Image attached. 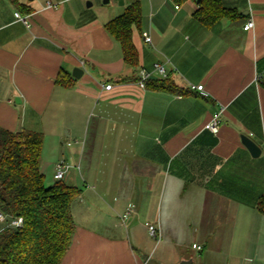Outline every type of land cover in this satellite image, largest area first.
Here are the masks:
<instances>
[{"label": "crops", "instance_id": "crops-1", "mask_svg": "<svg viewBox=\"0 0 264 264\" xmlns=\"http://www.w3.org/2000/svg\"><path fill=\"white\" fill-rule=\"evenodd\" d=\"M134 2L137 67L105 27ZM222 2L241 16L207 26L197 0H0V127L43 133L82 185L63 264H264V0ZM156 63L186 93L139 87Z\"/></svg>", "mask_w": 264, "mask_h": 264}, {"label": "trees", "instance_id": "trees-1", "mask_svg": "<svg viewBox=\"0 0 264 264\" xmlns=\"http://www.w3.org/2000/svg\"><path fill=\"white\" fill-rule=\"evenodd\" d=\"M195 16L207 26L223 17L241 16L222 0H200ZM142 21L141 6L134 2L106 25L120 43L124 61L138 66L139 55L132 39V28ZM64 76L56 82L68 85ZM159 91L186 93L168 77L149 79ZM190 90V89H189ZM44 135L39 131H10L0 127V212L22 217L20 227L0 232V264H63L75 234L72 204L82 188L64 180L47 183L41 171ZM264 212V196L260 200Z\"/></svg>", "mask_w": 264, "mask_h": 264}, {"label": "built area", "instance_id": "built-area-1", "mask_svg": "<svg viewBox=\"0 0 264 264\" xmlns=\"http://www.w3.org/2000/svg\"><path fill=\"white\" fill-rule=\"evenodd\" d=\"M248 2V4H251L252 0H246ZM47 5L49 7L54 6L52 3L48 2ZM178 7V6H176ZM15 17L17 20L24 22L25 24H27L29 26L28 20H27V16H23L20 13L16 12L15 13ZM254 26V20L253 18H249V20H247L246 24L244 25V29L248 30L250 28H252ZM143 37L144 40L147 43H151L152 42V37L148 32H143ZM158 75L162 78L167 77V70L164 64H160V63H156L153 67V71H149L146 70L144 68L140 69L138 72V85L141 88H146V84L147 81L151 78L152 75ZM112 87L111 84H107L105 86L106 89H110ZM189 89L191 91L197 92L199 93L201 96H205L207 97L209 95V93L205 90V87L203 84H190L189 85ZM225 110V107H221L219 112L216 113L212 119L206 123L205 128L211 130L212 132H217L219 130V126H220V115L221 113H223V111ZM68 170V166L66 165L65 161L60 160L55 164V171L53 174V177L55 180H63L65 178V174ZM23 224V218L22 217H9L7 215H5L4 213L0 212V232H2L5 228L7 227H20ZM149 232L152 236H159L158 234V230L157 227L153 224H147ZM193 248L197 249V250H201L202 246L199 244H193ZM149 260L144 261L142 264H148Z\"/></svg>", "mask_w": 264, "mask_h": 264}, {"label": "rangeland", "instance_id": "rangeland-1", "mask_svg": "<svg viewBox=\"0 0 264 264\" xmlns=\"http://www.w3.org/2000/svg\"><path fill=\"white\" fill-rule=\"evenodd\" d=\"M57 161V153L52 150V147L45 146L43 147L41 163L42 170L46 174V182L52 183L55 181L53 174L55 171V162ZM65 180V178L63 179ZM79 186H82L81 184Z\"/></svg>", "mask_w": 264, "mask_h": 264}, {"label": "water", "instance_id": "water-1", "mask_svg": "<svg viewBox=\"0 0 264 264\" xmlns=\"http://www.w3.org/2000/svg\"><path fill=\"white\" fill-rule=\"evenodd\" d=\"M104 2L107 3L108 0H104ZM199 2L200 0H197V3ZM82 74H83V70L79 67H75L72 71V75L75 78H80ZM156 78H157L156 75L151 76V79H156ZM16 100L19 99L16 98ZM241 140L242 143L248 148L252 156L258 157L261 154V147L257 143H255L251 138H249L246 135H242ZM178 264H192V259H183Z\"/></svg>", "mask_w": 264, "mask_h": 264}]
</instances>
